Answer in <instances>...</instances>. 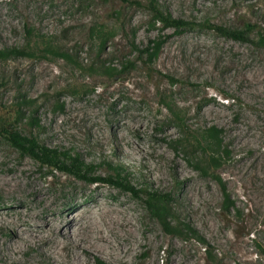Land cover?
Wrapping results in <instances>:
<instances>
[{"label": "rangeland", "instance_id": "1", "mask_svg": "<svg viewBox=\"0 0 264 264\" xmlns=\"http://www.w3.org/2000/svg\"><path fill=\"white\" fill-rule=\"evenodd\" d=\"M137 1L0 0V50L31 54L0 58V178L26 184L12 194L0 190V213L20 203L40 211L45 202L34 198V180L51 199L45 211L61 215L65 231L77 206L96 201L128 210L136 241L126 264H264V45L258 42L264 0H156L192 22L182 31L155 23L151 0ZM206 24L244 30L250 41ZM159 38L164 44L148 64L133 46L143 49ZM30 98L38 100L41 129L32 132L40 142L79 154L94 176L114 182L90 183L22 156L2 132L11 122L21 134L30 132L14 121L16 105ZM210 126L224 131L229 153L203 175L190 150ZM218 178L235 202L230 213ZM148 189L168 194L173 214L207 246L166 233L147 207ZM28 238L32 245L6 264H54L43 253L48 240ZM63 242L57 264L73 259L67 233ZM80 256L86 264H120L99 251Z\"/></svg>", "mask_w": 264, "mask_h": 264}, {"label": "trees", "instance_id": "2", "mask_svg": "<svg viewBox=\"0 0 264 264\" xmlns=\"http://www.w3.org/2000/svg\"><path fill=\"white\" fill-rule=\"evenodd\" d=\"M124 3L141 5L137 0H121ZM149 5L150 10L153 13L155 23H161L164 28H174L176 31H182L189 28L192 22L180 18H175L170 13L159 7L156 0H151ZM206 27L219 33L220 35L241 42H249V33L241 29L227 28L217 24H206ZM258 42L264 45V33L258 36ZM163 39L152 41L150 44L139 49L133 46L142 55H147V63L152 64L158 57L162 45ZM51 51V50H50ZM30 56V53L20 51L18 49L0 50V58L7 59L9 57L17 56ZM63 58L70 59L68 54H59ZM93 70L92 68H90ZM108 75L109 77H116L117 74L114 69L106 66H100L97 68ZM28 110V113L25 112ZM38 100L34 98L25 99L16 105L14 121H20L21 124L25 122L29 126L30 132L28 134H21L14 126V123H10V127L3 130L2 134L13 145L22 156H29L37 161L41 166L49 167L53 170L64 172L72 175L78 179L90 182V183H112L115 178H104L101 176H94L92 167L90 164L85 163L79 154L73 155L71 151L62 150L59 148L49 147L40 142L38 137L33 134V130L41 129L40 120L36 116L38 113ZM63 109V106H61ZM170 111H173L171 107H168ZM223 130L217 126H210L202 131V136L198 140H195L190 150L192 158L196 159L194 167L198 169L203 175L210 174V171L219 169L223 165L224 156L229 153L228 148L223 142ZM190 146V147H191ZM189 148V147H188ZM122 172L117 174L118 178L123 180L121 176ZM94 176V177H93ZM124 181V180H123ZM221 184L224 194V210L230 213L235 206V202L230 198L227 193V189L221 179L218 178ZM116 182V181H115ZM124 190L133 191V188L122 183L117 182ZM146 196V204L151 214L157 218L163 227L164 231L170 235H176L180 237L191 236L196 238L199 242L207 246L205 239L198 234L194 227L190 224L181 221L173 214L170 208L171 198L168 194L161 193L156 190L143 191ZM172 218V219H171ZM174 219V222L172 221Z\"/></svg>", "mask_w": 264, "mask_h": 264}, {"label": "bare ground", "instance_id": "3", "mask_svg": "<svg viewBox=\"0 0 264 264\" xmlns=\"http://www.w3.org/2000/svg\"><path fill=\"white\" fill-rule=\"evenodd\" d=\"M30 183L35 187L32 192L34 198L38 203H45L40 211L33 207L26 208L20 203L23 208L8 205L10 207L0 213V235H3L0 237V264L9 263L10 258L18 259L22 250L32 245L28 236L38 238L39 235L45 237L50 245L48 252L42 249L43 253L51 262L57 264L61 262V250L66 248L63 242L66 233L72 243L71 251L73 250V259L68 264H86L87 260L84 261L80 254L88 252L91 255L92 251H99L107 256L113 255L114 262L126 264L127 254L136 241L133 215L128 210L96 201L94 206H77L69 218L71 226L65 231L61 215L54 216L53 209L45 211V208L50 206L51 199L44 192L42 185H37L34 180ZM23 185L25 187L26 184ZM23 185L13 176L0 178V190L6 194L18 191ZM8 214L17 215L20 222H13L12 218H7ZM12 224L15 225L14 229L10 227ZM73 226L78 227L79 231L74 235L71 233ZM8 232L10 237L6 240L4 236L8 235Z\"/></svg>", "mask_w": 264, "mask_h": 264}]
</instances>
